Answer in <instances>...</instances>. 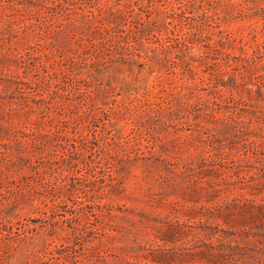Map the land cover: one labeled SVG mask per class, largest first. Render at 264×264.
I'll use <instances>...</instances> for the list:
<instances>
[{
  "label": "rangeland",
  "instance_id": "obj_1",
  "mask_svg": "<svg viewBox=\"0 0 264 264\" xmlns=\"http://www.w3.org/2000/svg\"><path fill=\"white\" fill-rule=\"evenodd\" d=\"M0 264H264V0H0Z\"/></svg>",
  "mask_w": 264,
  "mask_h": 264
}]
</instances>
